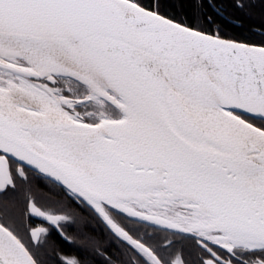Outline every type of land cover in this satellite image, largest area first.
Wrapping results in <instances>:
<instances>
[{
  "label": "snow or ice",
  "instance_id": "snow-or-ice-1",
  "mask_svg": "<svg viewBox=\"0 0 264 264\" xmlns=\"http://www.w3.org/2000/svg\"><path fill=\"white\" fill-rule=\"evenodd\" d=\"M230 6L251 17L257 0ZM229 15L224 0H0V264H84L48 253L77 214L41 205L33 177L121 250L84 232L95 264H264V22L252 40Z\"/></svg>",
  "mask_w": 264,
  "mask_h": 264
},
{
  "label": "flooded vegetation",
  "instance_id": "flooded-vegetation-1",
  "mask_svg": "<svg viewBox=\"0 0 264 264\" xmlns=\"http://www.w3.org/2000/svg\"><path fill=\"white\" fill-rule=\"evenodd\" d=\"M51 186L48 185L46 181L39 177H33L31 181V192L33 197H35L41 205H44L46 207H52L53 201H63V204L65 207L69 208L71 211L75 212L77 214V219L74 222L64 223L62 224V230L64 234L69 237V239L72 241L71 243L68 241L63 240L58 233H56L54 230L52 231V234L49 237V245H48V253L54 254L55 251L62 252L64 254H70V255H76L81 260V254L83 245L81 244L80 239L81 235L83 236L84 231L82 230L83 225L79 220V217H83L86 220L91 221V229H96V234L98 235V229H100V226L96 224L94 220H91V217L87 215L85 212H81L80 209L76 208L74 204H71L62 194L56 195L53 191H50ZM58 191V190H57ZM57 212H59V209H57ZM32 222V225L35 226H41V227H49L48 224L44 223L39 218H34ZM81 225V227H79ZM81 228L80 231H78ZM90 229V228H89ZM69 245H71L72 248H69ZM108 248L112 253H114L116 256L121 255V250L117 247L113 246V243L111 240L108 241Z\"/></svg>",
  "mask_w": 264,
  "mask_h": 264
},
{
  "label": "trees",
  "instance_id": "trees-1",
  "mask_svg": "<svg viewBox=\"0 0 264 264\" xmlns=\"http://www.w3.org/2000/svg\"><path fill=\"white\" fill-rule=\"evenodd\" d=\"M224 2L225 6L228 7V12L230 14L228 17L229 20H231L233 16H240L243 18V27L238 26L236 23H230L225 28V31L229 35H243L244 37H247L252 40H259L261 36L259 29L256 26H258L261 22H264V15H262V13H264V6H261L259 4V0H257V7L253 10L251 17L244 16L243 13L232 8L230 6L231 0H224ZM250 29L256 30L250 31ZM79 227H81V225ZM80 230L81 228L78 231ZM82 230L84 232H87L89 235L94 236L97 240L103 241L104 247L108 248L109 239L106 238L105 233H101L98 229L97 235L96 232L92 231L91 228L89 229L85 227H83ZM80 237V239H82V235ZM69 248H72L71 245H69ZM80 256L84 261V264H95V260L98 259V257H94L91 252L85 250L84 248L82 249V254Z\"/></svg>",
  "mask_w": 264,
  "mask_h": 264
}]
</instances>
